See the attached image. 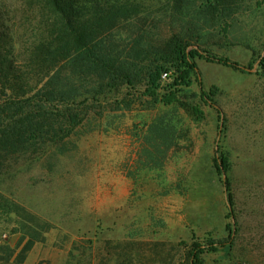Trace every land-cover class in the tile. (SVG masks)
Returning <instances> with one entry per match:
<instances>
[{
	"label": "rangeland",
	"instance_id": "374dc122",
	"mask_svg": "<svg viewBox=\"0 0 264 264\" xmlns=\"http://www.w3.org/2000/svg\"><path fill=\"white\" fill-rule=\"evenodd\" d=\"M137 1L148 9L122 27L124 36L198 27L201 48L244 70L197 59L190 86L171 73L159 88L126 85L92 106L65 153L11 162L0 177V246L14 256L0 264H188L192 242L209 239L227 245L205 254V264H264V0H242L215 23L197 11L202 0L180 11L171 0ZM0 12L22 31L34 21L23 0H0ZM202 91L212 104L200 103ZM171 92L201 104L203 116L165 105ZM161 116L181 135L166 155L142 138ZM139 152L140 180L128 176L138 173ZM151 153L165 158L148 163ZM226 178L238 227L232 248Z\"/></svg>",
	"mask_w": 264,
	"mask_h": 264
},
{
	"label": "trees",
	"instance_id": "16d2710c",
	"mask_svg": "<svg viewBox=\"0 0 264 264\" xmlns=\"http://www.w3.org/2000/svg\"><path fill=\"white\" fill-rule=\"evenodd\" d=\"M173 10L189 9L191 0H171ZM242 0H202L198 12L212 22L229 19L241 8ZM34 21L26 29L10 23L0 15V177L11 162L28 154L65 153L71 138L90 109L124 86L145 82L147 89L159 88L162 75L176 76V85L190 86L191 74L198 72L197 59L244 70L238 63L201 48V28H185L170 35H157L141 28L129 35L122 27L130 24L148 9L137 0H23ZM6 10V9H4ZM189 11V10H188ZM200 14L199 16H202ZM24 25V27H25ZM261 62L263 57L259 56ZM201 104H212L208 93L200 94ZM165 105L174 103L187 108L197 119L203 116L200 105L178 99L174 92L163 97ZM171 119L161 116L143 136L147 143L158 142V152L175 146L181 135ZM155 147V146H154ZM160 154V153H159ZM148 161L158 163L165 156L150 154ZM218 161V160H217ZM138 173L130 177L140 180ZM228 171V159L217 165ZM230 206L227 224L229 248L238 233L234 211L235 197L231 184L225 181ZM28 243L24 252L31 250ZM226 242L195 240L190 245L188 264H205L203 256L216 253ZM14 255L8 245L0 246V261L9 263ZM22 262L26 254L18 255Z\"/></svg>",
	"mask_w": 264,
	"mask_h": 264
},
{
	"label": "built area",
	"instance_id": "2783aa9c",
	"mask_svg": "<svg viewBox=\"0 0 264 264\" xmlns=\"http://www.w3.org/2000/svg\"><path fill=\"white\" fill-rule=\"evenodd\" d=\"M165 77L167 76V75H164Z\"/></svg>",
	"mask_w": 264,
	"mask_h": 264
}]
</instances>
